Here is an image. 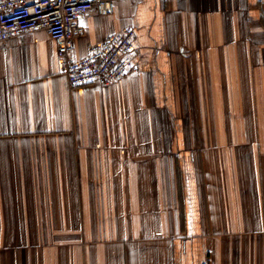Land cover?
Wrapping results in <instances>:
<instances>
[{"label": "crops", "instance_id": "obj_1", "mask_svg": "<svg viewBox=\"0 0 264 264\" xmlns=\"http://www.w3.org/2000/svg\"><path fill=\"white\" fill-rule=\"evenodd\" d=\"M134 72L71 89L40 30L0 43V264H264V0H120Z\"/></svg>", "mask_w": 264, "mask_h": 264}, {"label": "built area", "instance_id": "obj_2", "mask_svg": "<svg viewBox=\"0 0 264 264\" xmlns=\"http://www.w3.org/2000/svg\"><path fill=\"white\" fill-rule=\"evenodd\" d=\"M117 1L120 0H0V43L47 31L66 62L71 89L94 82L109 86L137 70L134 26L94 43L85 57L75 59L71 53L76 39L86 33L82 19L91 11L99 15L113 13Z\"/></svg>", "mask_w": 264, "mask_h": 264}]
</instances>
